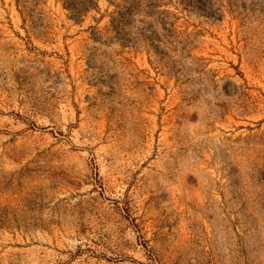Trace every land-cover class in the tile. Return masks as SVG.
Here are the masks:
<instances>
[{
  "label": "rangeland",
  "instance_id": "rangeland-1",
  "mask_svg": "<svg viewBox=\"0 0 264 264\" xmlns=\"http://www.w3.org/2000/svg\"><path fill=\"white\" fill-rule=\"evenodd\" d=\"M0 264H264V0H0Z\"/></svg>",
  "mask_w": 264,
  "mask_h": 264
}]
</instances>
